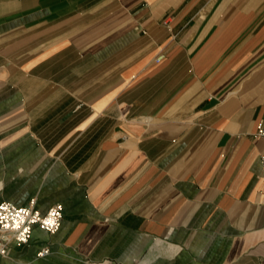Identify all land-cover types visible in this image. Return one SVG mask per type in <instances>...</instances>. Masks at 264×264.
<instances>
[{
  "label": "crops",
  "instance_id": "obj_1",
  "mask_svg": "<svg viewBox=\"0 0 264 264\" xmlns=\"http://www.w3.org/2000/svg\"><path fill=\"white\" fill-rule=\"evenodd\" d=\"M259 123L264 0H0V264H264Z\"/></svg>",
  "mask_w": 264,
  "mask_h": 264
},
{
  "label": "built area",
  "instance_id": "obj_2",
  "mask_svg": "<svg viewBox=\"0 0 264 264\" xmlns=\"http://www.w3.org/2000/svg\"><path fill=\"white\" fill-rule=\"evenodd\" d=\"M256 135L264 138V127L257 125ZM261 177L263 180L262 192L264 194V153L260 155ZM62 220V206L54 204L42 214L36 209V201L33 199L26 207H17L10 202L0 203V256H6L11 244L17 246L26 245L34 227L49 235L55 234ZM49 254L47 248H42L37 257Z\"/></svg>",
  "mask_w": 264,
  "mask_h": 264
}]
</instances>
